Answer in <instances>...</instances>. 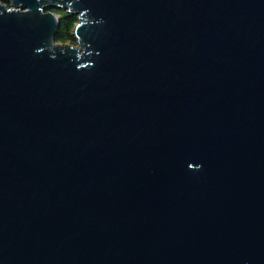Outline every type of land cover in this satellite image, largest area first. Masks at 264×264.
Here are the masks:
<instances>
[{"label": "water", "instance_id": "obj_1", "mask_svg": "<svg viewBox=\"0 0 264 264\" xmlns=\"http://www.w3.org/2000/svg\"><path fill=\"white\" fill-rule=\"evenodd\" d=\"M0 264H264V0H0Z\"/></svg>", "mask_w": 264, "mask_h": 264}, {"label": "trees", "instance_id": "obj_2", "mask_svg": "<svg viewBox=\"0 0 264 264\" xmlns=\"http://www.w3.org/2000/svg\"><path fill=\"white\" fill-rule=\"evenodd\" d=\"M6 5H9V3L6 2ZM49 9L58 15V26L54 33V41L75 43V38L72 34V26L76 21V15L59 8L51 7Z\"/></svg>", "mask_w": 264, "mask_h": 264}]
</instances>
